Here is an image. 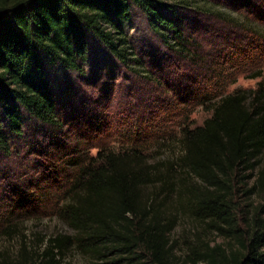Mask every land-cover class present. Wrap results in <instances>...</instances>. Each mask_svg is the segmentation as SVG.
I'll return each mask as SVG.
<instances>
[{
	"label": "trees",
	"instance_id": "obj_1",
	"mask_svg": "<svg viewBox=\"0 0 264 264\" xmlns=\"http://www.w3.org/2000/svg\"><path fill=\"white\" fill-rule=\"evenodd\" d=\"M131 5L145 14L153 33L180 51L182 12L212 9L206 0H0L1 154L23 137L26 122L62 130L48 71L82 74L90 41L123 67H140L127 34ZM205 100L211 116L200 127L181 129V158L170 172L198 181L190 189V212L239 247L191 249L187 262L264 264V219L257 210L241 213L234 194L242 173L257 168L255 186L264 191V81ZM64 166L74 177L61 194L58 217L75 236L48 239L41 253L47 264L58 263L70 248L98 261L90 264H188L176 260L169 239L173 222L159 201L179 191L169 168L161 173L135 148L101 149L88 158L73 151ZM156 185L158 192L143 195Z\"/></svg>",
	"mask_w": 264,
	"mask_h": 264
},
{
	"label": "rangeland",
	"instance_id": "obj_2",
	"mask_svg": "<svg viewBox=\"0 0 264 264\" xmlns=\"http://www.w3.org/2000/svg\"><path fill=\"white\" fill-rule=\"evenodd\" d=\"M206 1L212 4L209 14L198 9L181 14L184 51L176 44L167 46L172 42L164 43L145 14L131 5L127 34L140 67H123L90 41L91 55L82 74L49 69L63 127L55 131L26 122L10 153H0V264H47L41 258L46 241L75 236L58 217L61 194L74 177L73 171L65 173L64 165L73 151L88 158L101 149L135 148L161 173L169 168V181L179 191L159 201L173 222L169 239L178 262H187L191 249L207 245L239 247L190 212V189L198 181L170 172L181 158V129L200 127L211 116L207 95L254 89L264 81V0ZM257 73L258 78H250ZM257 174L258 168L242 173L235 203L241 213L257 210L264 219V191L255 186ZM159 187L144 188L143 195ZM58 260L56 264L98 263L75 248Z\"/></svg>",
	"mask_w": 264,
	"mask_h": 264
}]
</instances>
